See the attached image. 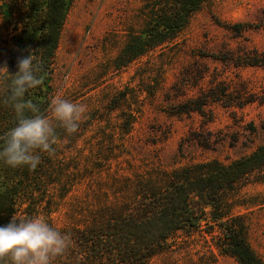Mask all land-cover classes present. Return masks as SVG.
<instances>
[{
  "label": "trees",
  "instance_id": "1",
  "mask_svg": "<svg viewBox=\"0 0 264 264\" xmlns=\"http://www.w3.org/2000/svg\"><path fill=\"white\" fill-rule=\"evenodd\" d=\"M72 1L0 0V68H6L0 69V134L16 122L8 97L19 58L32 54L41 80L25 101L47 113L55 95L51 80L56 50ZM207 1L145 0L144 28L129 36L117 65L176 39ZM126 98L124 92L109 98L108 111L124 118L111 130L116 144L102 156L81 160L79 142L91 123L100 120L93 111L72 134L51 121L53 151L38 153L36 169L12 168L0 161V225L13 215L39 217L70 233V246L52 264H179L172 254L176 237L202 231L218 253L238 264H264L249 243L245 215L235 211L244 205L240 188L264 184V144L226 163L214 159L174 167L133 166L119 160L129 149L116 137L131 132L138 113L124 110ZM195 105L193 101L177 113L200 111Z\"/></svg>",
  "mask_w": 264,
  "mask_h": 264
},
{
  "label": "rangeland",
  "instance_id": "2",
  "mask_svg": "<svg viewBox=\"0 0 264 264\" xmlns=\"http://www.w3.org/2000/svg\"><path fill=\"white\" fill-rule=\"evenodd\" d=\"M144 5L73 0L69 8L51 86L85 107L81 123L93 111L100 118L79 142L81 160L116 144L111 130L124 117L107 106L119 92L127 93L124 110L138 111L131 132L116 134L129 149L119 160L133 166L226 163L264 144V0H209L176 39L119 67L129 36L144 28ZM193 101L200 111L177 113ZM239 196L244 205L235 211L245 215L249 243L264 260V184L248 183ZM175 240L179 264H238L218 253L204 231Z\"/></svg>",
  "mask_w": 264,
  "mask_h": 264
},
{
  "label": "clouds",
  "instance_id": "3",
  "mask_svg": "<svg viewBox=\"0 0 264 264\" xmlns=\"http://www.w3.org/2000/svg\"><path fill=\"white\" fill-rule=\"evenodd\" d=\"M6 69V68H0ZM32 54L19 58L17 71L10 77L9 97L16 114L14 126L0 134V161L17 168L36 169L38 153L53 151L55 129L52 120L68 134L75 133L85 107L56 94L50 98L47 113L25 101L26 93L41 83ZM31 112L32 115H25ZM70 233L63 232L39 217L13 215L0 225V264H52L70 246Z\"/></svg>",
  "mask_w": 264,
  "mask_h": 264
}]
</instances>
